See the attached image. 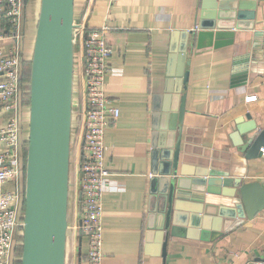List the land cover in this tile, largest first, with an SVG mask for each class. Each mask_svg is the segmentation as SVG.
Listing matches in <instances>:
<instances>
[{
  "label": "crops",
  "instance_id": "1",
  "mask_svg": "<svg viewBox=\"0 0 264 264\" xmlns=\"http://www.w3.org/2000/svg\"><path fill=\"white\" fill-rule=\"evenodd\" d=\"M256 1L254 29L224 30L200 47L189 36L183 137L192 162H208L219 173L264 187L263 152L248 158L246 144L252 126V133L264 131V0ZM202 5L203 0H75L76 20L84 18L90 27H110L112 71L106 77V95L109 105L120 110L105 134L110 182L103 195V264H163L159 243L151 240L156 215L151 211L153 133L161 128L174 93L168 75L173 33L196 29ZM40 6L41 0H25L24 36L19 41L23 76L32 59ZM11 34L6 30L1 43L5 54L16 45ZM179 40L180 36L178 44ZM74 78L78 110L85 84L76 67ZM254 95L256 100H247ZM76 116L77 111L73 135H79L82 124ZM9 119L10 113L2 110L0 128ZM29 119L27 104L22 110L24 141ZM72 162L66 264H88L87 238L72 229L80 222L79 169L77 159ZM195 193L188 192L184 200L189 214L197 211L195 205L223 203V196ZM259 257H264V210L213 240L170 238L165 264H257Z\"/></svg>",
  "mask_w": 264,
  "mask_h": 264
},
{
  "label": "water",
  "instance_id": "2",
  "mask_svg": "<svg viewBox=\"0 0 264 264\" xmlns=\"http://www.w3.org/2000/svg\"><path fill=\"white\" fill-rule=\"evenodd\" d=\"M256 6V0H203L196 29L173 33L168 75L174 81V93L161 128L153 133L151 178V211L156 214L151 240L159 243L163 264L170 238L213 240L264 210V187L259 182L242 183L229 173L217 172L208 162H192L183 137L189 36L200 47L224 30H252ZM75 22V0H41L30 71L21 264L67 261L71 171L78 137L72 130L76 111L80 125L83 110L82 102L78 110L74 104ZM251 130L247 157L255 158L262 153L264 131ZM192 191L223 196L222 202L228 204L195 205L197 211L189 214L184 200ZM257 261L264 264V257Z\"/></svg>",
  "mask_w": 264,
  "mask_h": 264
},
{
  "label": "built area",
  "instance_id": "3",
  "mask_svg": "<svg viewBox=\"0 0 264 264\" xmlns=\"http://www.w3.org/2000/svg\"><path fill=\"white\" fill-rule=\"evenodd\" d=\"M25 0H0V113H10L8 123L0 128V264H21L18 248L23 244L24 189L22 110L30 106V91L23 76V52L19 43L24 36ZM75 67L81 70L85 84L82 124L74 158L79 176L80 222L72 229L87 238L88 264H103V195L110 182L105 167V134L120 115L109 105L106 77L112 68V47L107 40L108 25L88 26L76 20ZM6 30L12 31L16 45L9 54L1 48ZM257 96L247 97L248 101ZM264 155V148H262ZM112 182V181H111Z\"/></svg>",
  "mask_w": 264,
  "mask_h": 264
},
{
  "label": "trees",
  "instance_id": "4",
  "mask_svg": "<svg viewBox=\"0 0 264 264\" xmlns=\"http://www.w3.org/2000/svg\"><path fill=\"white\" fill-rule=\"evenodd\" d=\"M30 66V67H29ZM29 66L27 67V70H24V81L27 83V89L30 91V71H31V61L29 62ZM30 104V103H29ZM29 136V135H28ZM28 144V138L25 140ZM23 249L18 250V254L20 257H22Z\"/></svg>",
  "mask_w": 264,
  "mask_h": 264
},
{
  "label": "rangeland",
  "instance_id": "5",
  "mask_svg": "<svg viewBox=\"0 0 264 264\" xmlns=\"http://www.w3.org/2000/svg\"><path fill=\"white\" fill-rule=\"evenodd\" d=\"M27 149H28V144L25 141L24 147H23V163H24V172H25V175H24V178H23V189L25 187V180H26ZM21 249H22V247L18 248V250H21Z\"/></svg>",
  "mask_w": 264,
  "mask_h": 264
}]
</instances>
